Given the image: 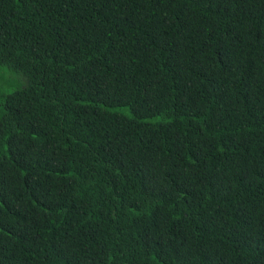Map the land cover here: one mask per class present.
Returning <instances> with one entry per match:
<instances>
[{
  "label": "trees",
  "instance_id": "16d2710c",
  "mask_svg": "<svg viewBox=\"0 0 264 264\" xmlns=\"http://www.w3.org/2000/svg\"><path fill=\"white\" fill-rule=\"evenodd\" d=\"M0 264H264V0H0Z\"/></svg>",
  "mask_w": 264,
  "mask_h": 264
},
{
  "label": "rangeland",
  "instance_id": "374dc122",
  "mask_svg": "<svg viewBox=\"0 0 264 264\" xmlns=\"http://www.w3.org/2000/svg\"><path fill=\"white\" fill-rule=\"evenodd\" d=\"M19 84H21V81L18 79L16 73L10 70L1 73L0 85L6 90H15L16 88H18Z\"/></svg>",
  "mask_w": 264,
  "mask_h": 264
}]
</instances>
